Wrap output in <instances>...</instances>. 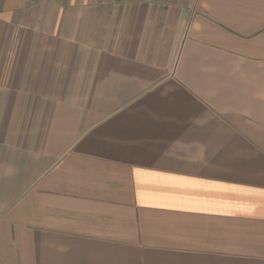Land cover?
<instances>
[{
    "label": "crops",
    "instance_id": "1",
    "mask_svg": "<svg viewBox=\"0 0 264 264\" xmlns=\"http://www.w3.org/2000/svg\"><path fill=\"white\" fill-rule=\"evenodd\" d=\"M0 264H264V0H0Z\"/></svg>",
    "mask_w": 264,
    "mask_h": 264
}]
</instances>
